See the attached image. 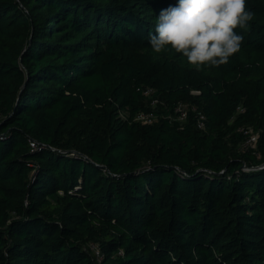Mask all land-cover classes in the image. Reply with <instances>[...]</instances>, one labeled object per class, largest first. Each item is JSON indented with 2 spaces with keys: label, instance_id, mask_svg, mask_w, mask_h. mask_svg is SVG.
I'll use <instances>...</instances> for the list:
<instances>
[{
  "label": "trees",
  "instance_id": "obj_1",
  "mask_svg": "<svg viewBox=\"0 0 264 264\" xmlns=\"http://www.w3.org/2000/svg\"><path fill=\"white\" fill-rule=\"evenodd\" d=\"M177 2L0 0V264H264V0L209 68Z\"/></svg>",
  "mask_w": 264,
  "mask_h": 264
},
{
  "label": "clouds",
  "instance_id": "obj_2",
  "mask_svg": "<svg viewBox=\"0 0 264 264\" xmlns=\"http://www.w3.org/2000/svg\"><path fill=\"white\" fill-rule=\"evenodd\" d=\"M253 16L246 0H178L161 10L149 44L156 53L170 45L198 68L219 67L241 50L236 29L246 28Z\"/></svg>",
  "mask_w": 264,
  "mask_h": 264
},
{
  "label": "built area",
  "instance_id": "obj_3",
  "mask_svg": "<svg viewBox=\"0 0 264 264\" xmlns=\"http://www.w3.org/2000/svg\"><path fill=\"white\" fill-rule=\"evenodd\" d=\"M151 93H153L152 89H148L145 94L150 95ZM194 93H198L197 91H194ZM158 101L155 100L154 103H157ZM176 112L179 113V119L183 120L186 118L187 116V111H186V106L183 104L178 105ZM137 121L142 122L143 124H150L153 122L154 120V116L151 113H139L136 118ZM199 127L200 128H204L205 127V123H204V117H201L200 121H199ZM257 139L258 136L255 134H252V136L250 137V139L248 140L247 144L254 147L255 144L257 143ZM31 147H32V152L36 151L39 149L38 144L36 142L31 141L30 142ZM93 249H96L95 247H93Z\"/></svg>",
  "mask_w": 264,
  "mask_h": 264
},
{
  "label": "rangeland",
  "instance_id": "obj_4",
  "mask_svg": "<svg viewBox=\"0 0 264 264\" xmlns=\"http://www.w3.org/2000/svg\"><path fill=\"white\" fill-rule=\"evenodd\" d=\"M170 49H172L171 48V46L170 45H166L165 46V50L164 51H168V50H170ZM151 58V57H150ZM152 60H154L153 58H152ZM200 67H204V68H209V66H200ZM154 107H155V105H154ZM121 117L124 119L125 117H127L128 116V114L127 113H121ZM247 147H250V146H248V145H243V148H247Z\"/></svg>",
  "mask_w": 264,
  "mask_h": 264
}]
</instances>
